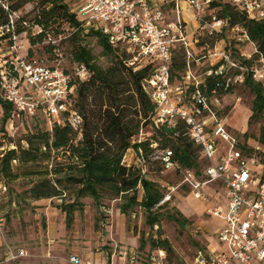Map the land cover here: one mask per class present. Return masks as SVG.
<instances>
[{
    "label": "built area",
    "instance_id": "1",
    "mask_svg": "<svg viewBox=\"0 0 264 264\" xmlns=\"http://www.w3.org/2000/svg\"><path fill=\"white\" fill-rule=\"evenodd\" d=\"M67 1L72 4V12L83 21L81 27L100 31L113 49L126 55L127 60L123 63L127 67H152V75L142 82V88L155 105V126L167 123L175 127L177 120L182 122L207 161L204 171L206 180L201 181L191 171H185L182 184L195 191L213 183L225 189V196L221 200L225 207L218 205L206 210L208 215L222 221L217 240L224 248L212 253L196 250L194 264H264V172L257 177L250 171L249 167L257 164L256 156L245 157L237 148V140L231 138L221 126V94L217 88L209 92L205 87L201 88L204 78L221 76L225 80L224 89H228L232 85L230 78L226 80L228 71L236 73L234 83L243 84L249 75L254 82L264 84V56L258 55L256 49L251 55L240 53L239 56L249 62L243 65L227 51L215 49L209 55L218 59L217 63L221 62L216 69H208L201 76H196L188 62L185 83L172 85L170 65L174 46L182 45L190 58L189 48L197 43L194 38L190 39L189 23L183 16L181 4L191 11L199 30H206L207 36L213 38L225 26L223 20L210 14L208 19L206 15L210 5L217 0ZM231 3L250 19L264 20V0H231ZM166 11L172 15L171 19ZM40 32L41 29L35 26L31 36ZM243 35L248 40L244 32ZM16 38H12L13 43L7 51L0 49V98L11 106L4 123L0 121V158L7 151L17 150L14 139L19 124L38 113L51 129L54 124L64 125L62 115L69 112L66 121L79 133L81 118L70 111L74 91L72 81L84 83L90 77L84 65L74 64L71 74L62 69L59 47L56 46L61 38L51 42L48 40V44L54 46L52 65H48L47 60L31 58L27 53L19 54L20 48L14 43ZM189 88H192L191 92H188ZM22 146L27 147L24 142ZM152 147L155 148L154 145ZM255 149L261 151L260 147ZM158 154L157 160L164 171L180 169L171 161V151H160ZM137 163L146 175L147 162L138 157ZM12 164L16 165L17 161L13 160ZM175 190L174 187H167L159 205L167 203ZM6 192V186L0 180V193ZM194 197L208 201L200 192L194 193ZM153 228L157 230V226ZM157 255L162 263L164 250L159 249ZM23 257L25 252L21 249L8 248L4 252L5 261H16ZM151 259L155 261L153 254ZM134 260L131 257V261ZM69 262L81 264L74 255L69 257Z\"/></svg>",
    "mask_w": 264,
    "mask_h": 264
},
{
    "label": "trees",
    "instance_id": "2",
    "mask_svg": "<svg viewBox=\"0 0 264 264\" xmlns=\"http://www.w3.org/2000/svg\"><path fill=\"white\" fill-rule=\"evenodd\" d=\"M38 4V14L33 26L39 27L41 32L35 36L29 33L31 44H41L46 40L51 42L60 38V44L69 41L72 46L71 62L84 65L90 72L87 82L72 81L74 91L71 95L73 102L70 111L76 112L81 118L80 132L69 126L66 121L69 112H66L62 115L64 125L54 124L49 130L27 135L16 145L17 150L7 151L0 158L1 182L7 189L6 181L17 178V174L13 172L16 167L12 164L13 160H16L19 166L37 167V171L31 174L36 175L38 179L27 191L28 199H62L60 209L65 214L68 225L73 220L74 212L82 210V199L91 198L99 205L103 194L106 193L112 199L121 201L119 210L125 216L133 213L135 208H141L150 229L158 226L162 217L185 229L188 221L179 212L164 215L159 212L163 205L167 204L159 205L166 189L148 179L142 173L140 164L127 167L122 163L128 150H133L137 158L142 157L145 162L154 151L169 150L171 161L180 168L177 172L183 175L185 171H191L195 178L206 180L204 171L207 161L201 154V148L189 136L185 125L179 120L175 122V127L167 123L157 126L154 124L156 108L142 88V82L152 75V67H127L123 63L127 60L126 55L113 49L100 31L81 27L83 21L72 12V4L69 1L39 0ZM217 7L220 8L218 18L225 22V26L231 30H243L248 41L255 45L258 55L264 56V20L250 19L233 6L231 0H217L210 5L209 11ZM18 9V6H5L0 3V49H3L5 42H8L6 48L10 47L14 36L29 31L26 22L22 20L21 27L14 24L11 27L10 18ZM224 30L223 27L222 31ZM88 40L96 41L102 54L110 58L108 67L97 65ZM56 46L59 47V44ZM46 48L52 52L54 46L49 43ZM223 50L238 59L241 64H249L239 56L238 49L233 46H225ZM186 54L182 45L174 46L170 65L172 85H183L186 81ZM220 64L221 62H218L212 68L216 69ZM193 74L197 76L196 73ZM224 84L225 80L221 76L207 77L204 78L201 88L205 87L207 92L217 88L221 94L229 89H224ZM243 85L254 96L249 122L259 119L264 123V84L254 82L248 75ZM191 91L192 88H189L188 92ZM90 98H96L100 102L98 111H91L92 117L88 110ZM10 111L11 106L0 98L1 123H4ZM147 126L152 129L151 137L145 141L135 140ZM252 139L256 143L255 147H248L246 143L237 141V148L247 158L255 155L257 164L264 167V125H261L258 134ZM22 142L26 144V148H23ZM153 144L155 148L152 147ZM256 147H260L261 151H256ZM58 152L67 155L65 162L56 161ZM161 168L164 171L162 166ZM69 190L73 200L65 203V192ZM150 246L170 252L169 243L165 239L150 238Z\"/></svg>",
    "mask_w": 264,
    "mask_h": 264
},
{
    "label": "rangeland",
    "instance_id": "3",
    "mask_svg": "<svg viewBox=\"0 0 264 264\" xmlns=\"http://www.w3.org/2000/svg\"><path fill=\"white\" fill-rule=\"evenodd\" d=\"M0 3L5 6H18L19 9L12 14L10 20L17 27H21V20L25 21L26 27H29L28 32L20 34L14 41L20 48L19 54L27 53L31 58L44 59L47 60L48 65H52L55 55L46 48L49 45L48 40L41 44H31L29 41V33L34 28L33 21L38 14L39 0H0ZM219 11L220 8L217 7L207 11L206 15L208 19L209 14L219 19ZM166 13L171 19L172 15L169 11ZM186 20L190 22L189 34L197 40V43L189 48L191 57L186 54V60L192 72L198 76L217 64L218 59L209 55L215 49L222 50L225 46L231 45L238 49L239 53L246 55L255 53V45L243 37L241 29L232 31L223 26L224 31L209 38L206 30H199V26L193 21L189 12ZM57 43L61 67L71 74L74 66L70 58L71 43L69 41ZM88 44L97 65L108 67L110 58L102 54L96 41L88 40ZM7 45L8 42L3 43L4 52L7 51ZM235 74L233 71L227 72L226 80L230 78L232 85L228 91L221 93L219 119L221 126L231 138L246 143L248 147H255L256 143L252 137L258 134L259 128L264 123L259 119L249 122L254 96L243 84L234 83ZM173 103L176 105V102ZM88 104L89 115L92 117L91 111L97 112L100 102L96 98L94 100L90 98ZM46 130H49V125L42 115L38 113L27 117L19 124L14 143L19 145L27 135ZM152 133L151 127L147 126L140 131L135 140L145 141ZM159 152L160 150H156L148 156L146 177L162 189L167 187L176 189L159 212L162 215L179 212L188 221L185 229L163 217L157 230L150 229L141 208H135L133 213L125 216L119 210L121 201L112 199L106 193L103 194L99 205L91 198L82 199V210L74 212L73 220L68 225L66 216L60 209L62 199L39 201L28 199L27 191L38 179L36 175L31 174L37 171V167L19 166L17 162L14 165L16 167L13 168L17 178L7 180V193H0V264H70L69 257L72 255L77 256L81 264H194L193 259L197 249L210 245L218 247L213 235L221 222L217 217H209L206 210L215 202V205L225 207L224 201H221L225 196V189L218 183L203 186L196 191L182 186L183 175L177 171L162 170L157 160ZM56 156V161L63 163L67 155L58 152ZM122 163L127 167L138 164L133 150L125 153ZM249 169L257 177L264 172V167L260 164L250 166ZM196 192L205 195L208 201H204L203 198L195 199ZM65 195L64 202L70 203L73 200L70 190L66 191ZM150 238L165 239L169 243L170 252L164 251L165 259L162 263L157 255L159 249L150 246ZM142 241L143 245L140 246ZM8 248L23 250L25 257L16 261H5L4 252ZM132 252L137 254V261H131ZM152 254L155 261L151 259Z\"/></svg>",
    "mask_w": 264,
    "mask_h": 264
},
{
    "label": "crops",
    "instance_id": "4",
    "mask_svg": "<svg viewBox=\"0 0 264 264\" xmlns=\"http://www.w3.org/2000/svg\"><path fill=\"white\" fill-rule=\"evenodd\" d=\"M181 6H182V8H183V15H184V17H185V19H186L187 15H188V12H189V14H191V11L187 9V7H186L185 4H181ZM187 10H188V12H187ZM186 14H187V15H186ZM188 23H190V22H188ZM192 36H193V35L190 36V39L193 38ZM215 204H216V202H215ZM215 204H212L213 206H211V207H215V206H218V205H219V204H217V205H215ZM208 216L210 217V215H208ZM220 222H221V223L218 225V227H217V229L215 230L214 235H213V237H215V239H216V241H217L218 247H214V246L210 245V246H207L206 248H203L202 250H204V251H206V252H209V253L217 252V251L219 252V251L223 250V248H224L223 245H221V244L218 242V240H217V235H218V233H219V231H220V229H221V227H222V221L220 220ZM142 245H143V241L140 242V246H142ZM197 250H198V249H197ZM76 257H77V256H76ZM131 257H134V258H135L134 261H137V259H138V256H137V254H136L135 252H132ZM134 261H132V262H134ZM193 263H194V262H193Z\"/></svg>",
    "mask_w": 264,
    "mask_h": 264
}]
</instances>
